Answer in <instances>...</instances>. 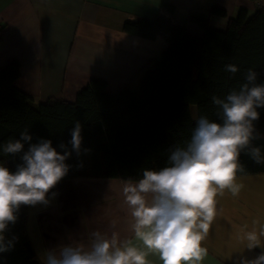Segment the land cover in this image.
Returning <instances> with one entry per match:
<instances>
[{"label": "trees", "instance_id": "16d2710c", "mask_svg": "<svg viewBox=\"0 0 264 264\" xmlns=\"http://www.w3.org/2000/svg\"><path fill=\"white\" fill-rule=\"evenodd\" d=\"M214 17L227 19L226 27L213 28ZM192 25L199 35L190 32ZM121 32L146 41L161 39L164 45L158 56L114 92L93 79L71 101L49 97L37 103L16 86L21 77L17 60L0 69V162L15 171L20 155H3L2 146L9 139H20L25 129L32 143L49 139L62 151L59 145L68 144L78 120L83 126L82 148L90 151L72 153L66 161L71 168L58 185L75 179L136 181L145 169L167 166L171 150L190 138L200 115L219 122L213 95L223 98L239 90L249 68L259 73L257 82L264 83V5L252 14L241 9L234 18L219 7H212L207 15L190 13L182 18L175 6L166 4L154 18H126ZM226 64L239 71L234 75L224 71ZM257 110L256 127L264 133V108ZM255 144L264 151V139ZM240 161L245 172L237 178L264 174V165L249 156L242 153ZM52 191L56 193V188ZM29 214L30 206H22L17 223L6 234L18 240L10 252L0 254V264H43L29 234Z\"/></svg>", "mask_w": 264, "mask_h": 264}, {"label": "crops", "instance_id": "0c3cea01", "mask_svg": "<svg viewBox=\"0 0 264 264\" xmlns=\"http://www.w3.org/2000/svg\"><path fill=\"white\" fill-rule=\"evenodd\" d=\"M166 4L175 6L182 18L190 13L207 15L212 7L224 9L229 18L241 9L249 14L257 9L252 0H0V69L17 60L21 77L16 86L37 103L49 97L71 101L76 91L93 79L105 82L114 92L164 45L161 39L125 36L122 24L133 16L154 18ZM226 24L227 19L214 17L210 25L224 29ZM189 29L200 34L193 25ZM59 48L63 49L62 59ZM77 180L82 184L75 185L72 202L69 200L74 197L60 198L59 190L69 188L70 182H66L56 187L48 205L30 211L29 234L42 263L46 250L70 242L86 245L89 234L97 230L108 235L116 231L121 239L140 243L134 239L132 217L124 202L126 183L73 181ZM237 182L243 184L238 197L227 190L217 196L218 216L202 242L208 250L202 264H235L238 253L245 250L239 239L241 229L264 226V174L238 177ZM53 206L59 207L56 222L63 216L57 224L48 216ZM260 251L245 250L244 254L253 258ZM147 259L149 264H162L155 254Z\"/></svg>", "mask_w": 264, "mask_h": 264}, {"label": "clouds", "instance_id": "9594fccd", "mask_svg": "<svg viewBox=\"0 0 264 264\" xmlns=\"http://www.w3.org/2000/svg\"><path fill=\"white\" fill-rule=\"evenodd\" d=\"M224 71L234 75L239 68L226 64ZM258 76L249 68L239 90L223 98L213 95L219 122L200 115L190 138L171 150L167 166L145 169L141 178L124 185L131 231L139 245L133 239H121L116 231L108 235L97 230L89 234L86 245L70 242L46 250L43 264H149V254L157 255L162 264H202L208 255L202 242L218 216L217 196L227 190L238 197L243 188L237 182V174L245 172L241 154L264 165V151L255 144L264 139L256 127L257 109L264 108V83L257 82ZM82 128L78 120L74 122L68 144L59 145L62 151L49 139L32 143L27 129L20 139H9L2 146L3 155L19 154L21 162L15 171L0 162V254L10 252L18 240L6 234L17 223L21 207L48 205L50 194L56 195L52 190L71 168L66 161L72 153L79 156L90 151L82 148ZM239 239L248 252L261 251L249 258L244 250L235 264H264V226L242 228Z\"/></svg>", "mask_w": 264, "mask_h": 264}, {"label": "rangeland", "instance_id": "374dc122", "mask_svg": "<svg viewBox=\"0 0 264 264\" xmlns=\"http://www.w3.org/2000/svg\"><path fill=\"white\" fill-rule=\"evenodd\" d=\"M134 17V16H133ZM160 53H157L156 56H158ZM144 54L141 53V56L143 57ZM64 56V53H63V49L60 50L59 48V58L62 59ZM138 82V81H137ZM261 177V176H260ZM86 181H84L83 183H85ZM78 184H82L79 180L77 181H73V182H70V185L68 184V189L64 190V188L62 190H59V193H60V198H67V197H74V198H70L69 202H72L76 195H75V191L77 190V188L75 189V185H78ZM78 198V197H77ZM44 206V205H43ZM35 207H40V206H35ZM33 207H30V211L32 210ZM51 211L48 212V216H49V219H50V222L53 221V222H56V218L58 216V212L59 211V207L58 206H53L51 209ZM79 211V208L77 206V212ZM63 219V216H60L59 220L57 222H59L60 220ZM42 222V221H41ZM56 222V224H57ZM62 224H64V222H62ZM35 249V248H34ZM36 252V250H35ZM37 254V252H36ZM38 256V255H37ZM39 258V256H38Z\"/></svg>", "mask_w": 264, "mask_h": 264}, {"label": "built area", "instance_id": "2783aa9c", "mask_svg": "<svg viewBox=\"0 0 264 264\" xmlns=\"http://www.w3.org/2000/svg\"><path fill=\"white\" fill-rule=\"evenodd\" d=\"M255 4L257 7H260L261 5H264V1L263 0H254Z\"/></svg>", "mask_w": 264, "mask_h": 264}]
</instances>
